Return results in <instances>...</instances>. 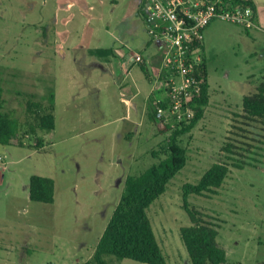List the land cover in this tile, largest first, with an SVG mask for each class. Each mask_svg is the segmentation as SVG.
I'll use <instances>...</instances> for the list:
<instances>
[{"label": "rangeland", "instance_id": "1", "mask_svg": "<svg viewBox=\"0 0 264 264\" xmlns=\"http://www.w3.org/2000/svg\"><path fill=\"white\" fill-rule=\"evenodd\" d=\"M254 1L256 27L216 20L205 31L209 104L180 138L186 166L147 210L166 264H192L181 237L191 225L185 201L214 223L227 264H264V146L259 151L242 145L259 153L254 155L239 151L236 142H242L240 128L247 129L240 117L243 98L264 81V0ZM140 4L0 0L5 111L22 119L30 94L55 96L54 132L27 136L23 146L0 143V264H86L127 177L159 161L154 152L165 136L146 114L156 72L149 67L150 79L136 60L139 55L147 63L159 43L146 30ZM99 48L124 57L123 70L113 67L112 57L90 53ZM228 143L237 155L225 151ZM215 163L229 167L222 186L214 194L185 197V187L198 184ZM32 176L54 180V203L30 199Z\"/></svg>", "mask_w": 264, "mask_h": 264}, {"label": "trees", "instance_id": "2", "mask_svg": "<svg viewBox=\"0 0 264 264\" xmlns=\"http://www.w3.org/2000/svg\"><path fill=\"white\" fill-rule=\"evenodd\" d=\"M238 1L244 5L252 6L257 11L254 0ZM141 14L143 15L142 10ZM204 50L206 52L205 47ZM94 54L104 57L110 56L112 52L111 50H98L94 51ZM208 61L209 58L205 53L204 63L201 67L205 83L200 94L193 99L196 116L190 123L172 127L165 121L157 119L154 95L150 98L147 118L155 125L157 132L165 136V139L159 144L158 151L154 152L155 158L159 161L141 174L127 177L119 203L94 250L93 257L86 264H108L106 258L110 256L117 259H130L138 264H166L147 210L156 199L166 192L170 181L187 164L188 152L181 145L180 138L189 133L203 118L205 108L209 104ZM140 65L146 72L145 63H140ZM24 105L25 113L22 119L6 112L5 99L0 88L1 144L23 146L24 138L27 136H36L40 131L48 133L55 131V96L52 93L46 100L37 99L34 94H30ZM240 117L243 119L241 123L247 129L240 128L244 133H241L240 136L242 142L236 140L241 146L237 148L239 151L257 155L259 153L254 150L263 151L264 146V81L255 92L243 98V113ZM251 128L256 129L257 133L252 132ZM40 145L41 140H38L36 147L39 148ZM242 145L254 150L245 149ZM231 149H236V147L228 143L225 151L230 155H237ZM228 173L227 163L213 164L198 184L185 187V197L190 194L199 196L214 194L215 189L222 186ZM29 197L34 202L54 203V180L32 176L29 182ZM184 208L190 216L191 225L181 229V237L192 264H227L226 251L218 245L216 240L218 232L214 223L204 219L205 215L201 212L190 209L187 201L184 203Z\"/></svg>", "mask_w": 264, "mask_h": 264}, {"label": "built area", "instance_id": "3", "mask_svg": "<svg viewBox=\"0 0 264 264\" xmlns=\"http://www.w3.org/2000/svg\"><path fill=\"white\" fill-rule=\"evenodd\" d=\"M141 10L149 36L159 43L153 91L157 119L172 127L188 124L196 116L193 99L205 83L207 27L220 20L253 28L257 11L238 0H141ZM136 60L145 63L142 56Z\"/></svg>", "mask_w": 264, "mask_h": 264}, {"label": "crops", "instance_id": "4", "mask_svg": "<svg viewBox=\"0 0 264 264\" xmlns=\"http://www.w3.org/2000/svg\"><path fill=\"white\" fill-rule=\"evenodd\" d=\"M141 1V0H140ZM255 2V1H254ZM141 5V4H140ZM256 5V3H255ZM256 8H257V5H256ZM141 9V7H140ZM258 9V8H257ZM98 50H111L112 54L110 56H104V57H112L113 61H112V65L115 69H117L118 72H121L123 70V60H124V57L122 56H119L120 58L116 57V53L113 49H95V50H91L90 53L94 54V51H98ZM99 57H103V56H100V55H97ZM148 62H150V64H148ZM141 66V65H140ZM145 67H146V75L149 76V78L151 77L152 78V75L151 73L149 72V67H152L155 72L158 71V67H159V58H156L155 57V54H152L150 55V57L148 58L147 60V63L145 62ZM141 69H142V66H141ZM143 70V69H142ZM150 78V79H151ZM153 97V92L148 96V99H147V103H146V108H148V103H149V100L150 98ZM147 110V109H146ZM146 114H147V111H146Z\"/></svg>", "mask_w": 264, "mask_h": 264}, {"label": "flooded vegetation", "instance_id": "5", "mask_svg": "<svg viewBox=\"0 0 264 264\" xmlns=\"http://www.w3.org/2000/svg\"><path fill=\"white\" fill-rule=\"evenodd\" d=\"M207 65H208V63H207ZM207 69H208V66H207Z\"/></svg>", "mask_w": 264, "mask_h": 264}]
</instances>
